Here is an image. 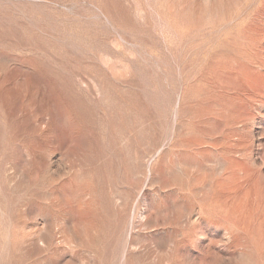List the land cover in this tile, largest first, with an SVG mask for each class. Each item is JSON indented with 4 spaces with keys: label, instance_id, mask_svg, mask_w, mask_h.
<instances>
[{
    "label": "rangeland",
    "instance_id": "rangeland-1",
    "mask_svg": "<svg viewBox=\"0 0 264 264\" xmlns=\"http://www.w3.org/2000/svg\"><path fill=\"white\" fill-rule=\"evenodd\" d=\"M0 264H264V0H0Z\"/></svg>",
    "mask_w": 264,
    "mask_h": 264
}]
</instances>
